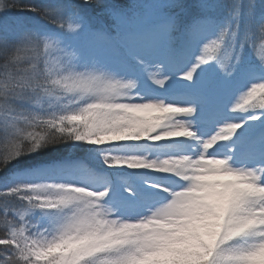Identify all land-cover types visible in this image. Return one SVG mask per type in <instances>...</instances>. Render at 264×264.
Here are the masks:
<instances>
[{
  "label": "snow or ice",
  "instance_id": "1",
  "mask_svg": "<svg viewBox=\"0 0 264 264\" xmlns=\"http://www.w3.org/2000/svg\"><path fill=\"white\" fill-rule=\"evenodd\" d=\"M0 264H264V0H0Z\"/></svg>",
  "mask_w": 264,
  "mask_h": 264
}]
</instances>
